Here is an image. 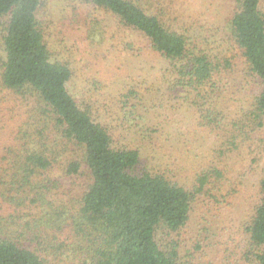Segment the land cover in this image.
Masks as SVG:
<instances>
[{
	"label": "trees",
	"instance_id": "trees-1",
	"mask_svg": "<svg viewBox=\"0 0 264 264\" xmlns=\"http://www.w3.org/2000/svg\"><path fill=\"white\" fill-rule=\"evenodd\" d=\"M79 1L110 13L120 25L145 37L147 49L165 64V86L182 93L183 103L195 112L196 128L213 135L215 146L211 155L199 159V166L184 173L175 161L163 167L159 160L149 162L136 142L121 145L119 130L133 131L141 142L163 136L169 115L155 120L154 106L143 104L144 96L154 97L162 89H154L151 82L140 83V89L126 88L117 97V126H111L94 105L70 92L73 70L51 55L38 26L42 0H0L2 86L38 98L47 108L38 117L53 121L68 140L83 148V163L90 174L77 208L70 211L57 204L54 182L46 176L59 156L43 138L37 141L39 148L31 146L7 160L11 167L0 174V207L15 230L14 237L8 235L2 213L0 264H45L44 252L54 256L62 252L71 264H192L178 258L181 232L195 210L199 213L195 219L207 228L200 235L212 229L213 221L207 220L201 202L207 210L214 207L222 216L229 214L234 190L223 167L225 160L239 147L263 141L259 137L264 129L263 0H233L235 7L225 23L229 43L238 51L232 55L210 49L195 27L183 29L174 23L173 0ZM241 58L260 89L247 107L229 112L227 95L235 101L243 88L233 85ZM179 143L186 146L185 139ZM80 168L81 163L71 160L65 173L78 175ZM42 173L43 180L34 182ZM225 185L230 187L223 193ZM258 195L245 226L248 255L244 259L252 264H264V170ZM48 240L55 243L52 251L44 245Z\"/></svg>",
	"mask_w": 264,
	"mask_h": 264
},
{
	"label": "rangeland",
	"instance_id": "rangeland-1",
	"mask_svg": "<svg viewBox=\"0 0 264 264\" xmlns=\"http://www.w3.org/2000/svg\"><path fill=\"white\" fill-rule=\"evenodd\" d=\"M173 1L170 16L180 28L195 27L203 40H207L210 49L225 51L228 55L238 52L229 43L225 29L226 18L235 7L233 0ZM261 11L264 14V0ZM37 15L39 29L51 55L68 63L73 70L70 92L77 99L94 105L111 126H117V97L122 96L126 88L140 89V83L148 86L151 82V86L156 84L154 89H162V93L154 97L144 96L143 104L154 106L155 120H164L169 115L168 128L164 129L167 132L163 130V136L154 135L153 140L141 142L142 138L133 131L123 134L119 130L117 132L121 134L117 139L121 140V145L136 142L149 157V162L159 160L163 167L175 161L176 168L184 173L199 166V159L212 154L214 136L196 128L195 112L183 103L182 93L175 94L165 86L162 79L165 64L147 49L149 44L144 36L120 25L110 13L79 0H42ZM3 57L0 44V71ZM242 62L241 58L236 67L237 81L233 85L242 84L243 88L235 101L227 95L229 112L238 106L247 107L260 89L258 81L246 73ZM140 94L143 95V91ZM46 109L38 98L15 93L4 88L0 81V174H3V169L9 172L11 165L6 164L7 160L16 154H24L25 149H32L31 146L39 148L37 141L43 138L44 144L59 156L57 165L46 172L54 182L57 191L54 195L59 199L57 204L72 211V208H77L76 202L90 183V174L83 163L84 150L54 127L52 120L53 123H49L43 116L38 117L41 110ZM259 137L263 141L246 144L228 154L223 167L234 190L228 206L229 214L222 216L214 207L207 210V204L201 202L202 212L209 215L207 220L213 221L212 229L200 235L207 228L195 219L199 216L195 210L188 227L181 232L178 258L182 262L252 264L244 259L248 251L245 226L259 198L258 181L264 170V129ZM182 139H185L186 146L181 148L179 141ZM71 160L81 163L78 175L67 176L65 173V165ZM44 175L36 174L33 181L43 180ZM228 186L225 185L223 193ZM7 206L8 203L4 205ZM2 213L7 220L5 230L14 237L15 225L5 209L0 207V215ZM42 216L43 211H40L39 217ZM54 244L49 240L44 243L49 251ZM43 257L45 264H71L62 252L57 256L44 252Z\"/></svg>",
	"mask_w": 264,
	"mask_h": 264
}]
</instances>
